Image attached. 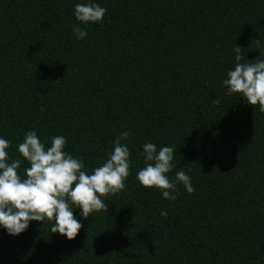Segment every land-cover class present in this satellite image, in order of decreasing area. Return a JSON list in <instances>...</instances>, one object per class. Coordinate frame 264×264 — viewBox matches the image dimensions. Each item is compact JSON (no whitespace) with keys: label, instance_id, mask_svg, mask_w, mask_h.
Returning a JSON list of instances; mask_svg holds the SVG:
<instances>
[{"label":"trees","instance_id":"obj_1","mask_svg":"<svg viewBox=\"0 0 264 264\" xmlns=\"http://www.w3.org/2000/svg\"><path fill=\"white\" fill-rule=\"evenodd\" d=\"M77 3L103 20L77 21ZM237 45L241 63L264 58V0H0V138L18 175L29 131L46 149L64 136L89 174L128 131L132 161L107 213L73 209L75 239L54 221L0 227V264H264V112L223 85ZM149 142L174 149L167 175L184 171L194 193L139 183Z\"/></svg>","mask_w":264,"mask_h":264},{"label":"clouds","instance_id":"obj_2","mask_svg":"<svg viewBox=\"0 0 264 264\" xmlns=\"http://www.w3.org/2000/svg\"><path fill=\"white\" fill-rule=\"evenodd\" d=\"M106 11L96 3L74 6L75 17L83 24L102 21ZM73 32L81 40L87 36L79 24L73 26ZM234 52V69L228 71L223 80L227 94H239L250 105H259V111L264 112V58H257L254 63H241V47L237 45ZM261 56L264 57V53ZM213 103L219 104L220 100ZM129 135L128 131L118 135L106 161L89 174L82 159L64 151L67 143L64 136L53 137L51 146L46 149L37 132L29 131L18 148L30 164L25 169L24 179L17 171L21 161L9 162L6 149L10 141L0 138V227L15 236L23 233L31 221H54L51 233L75 239L83 225L73 209H81L80 214L85 219L94 211L107 213L108 206L102 198L125 189L132 161L128 146L121 141L127 140ZM142 155L145 166L136 178L143 187L159 189L167 200L177 198L178 184L189 194L194 193L191 176L184 171L177 172L174 179L167 175L175 167L172 147L163 146L157 150L154 143H145ZM161 215L166 217L167 211H161Z\"/></svg>","mask_w":264,"mask_h":264}]
</instances>
